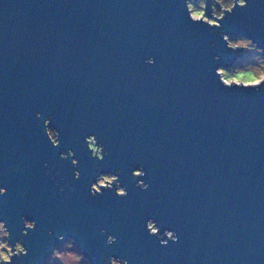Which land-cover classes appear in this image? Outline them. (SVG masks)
<instances>
[{"label":"water","instance_id":"1","mask_svg":"<svg viewBox=\"0 0 264 264\" xmlns=\"http://www.w3.org/2000/svg\"><path fill=\"white\" fill-rule=\"evenodd\" d=\"M221 24H192L183 0H0V220L13 242L21 216L36 221L12 264H44L60 235L89 264H264V88L226 90L214 75L241 56L220 32L264 48V0ZM35 112L51 115L58 147ZM92 134L103 161L86 150ZM68 149L79 180L58 158ZM117 168L127 196L91 197ZM148 218L177 242L148 236Z\"/></svg>","mask_w":264,"mask_h":264},{"label":"clouds","instance_id":"2","mask_svg":"<svg viewBox=\"0 0 264 264\" xmlns=\"http://www.w3.org/2000/svg\"><path fill=\"white\" fill-rule=\"evenodd\" d=\"M183 4L188 21L192 24L207 26L209 34H213L215 30L222 28L221 21L227 15L233 13L236 8H246L248 0H183ZM219 35L226 50L246 56L245 59H238L227 67L221 66L214 69V75L220 86L226 90L238 89L242 91H257L264 88V48L258 47L250 38L238 37L233 39L223 32H220ZM219 59V56H213L214 61H219ZM145 63L151 65L154 60L149 57ZM33 115L35 119L43 120L42 126L47 141L53 148L58 147L60 132L50 127L51 115L42 117L40 112H35ZM84 144L86 150L90 153V158L96 161H103L104 157L108 155L104 146L98 142L95 134L86 136ZM73 157L74 153L70 149L58 153V158L61 161L71 160L72 177L74 180H79L80 173L76 171L78 162ZM100 168L101 165L97 164V169ZM120 174L121 169L117 168L113 173H100L97 175L95 182L89 184V195L95 198L102 195L104 191H114L115 196L126 197V190L120 186ZM129 175L136 182L137 188L140 190L148 188V185L142 179L145 175L142 168L134 167L130 169ZM6 191V188L0 187V197L5 196ZM23 192L24 190H22V194ZM20 221L23 228L15 242H13L6 221L0 220V264H12L13 258L19 260L28 253L23 245V239L28 236L29 232L35 230L36 221L29 220L24 216L20 217ZM144 229L148 236L156 237L162 246H167L168 242L176 243L178 240L174 231L168 229L161 231L156 221L151 218L144 221ZM100 233L106 236V244L111 245L115 242L116 238L113 235L106 234L105 229H101ZM48 235H52L50 230ZM57 240L61 242L60 247H55L53 242L50 244L47 264H86L83 253L74 250L75 244L72 238L65 240L64 236L60 235ZM103 264H128V262L124 259L104 257Z\"/></svg>","mask_w":264,"mask_h":264},{"label":"rangeland","instance_id":"3","mask_svg":"<svg viewBox=\"0 0 264 264\" xmlns=\"http://www.w3.org/2000/svg\"><path fill=\"white\" fill-rule=\"evenodd\" d=\"M229 36H230V38H233V39L239 37V36H235V35H229ZM245 58H246V56L243 54V55H241L239 58H237L235 61H237L238 59H245ZM235 61H234V62H235ZM234 62H233V63H234ZM57 247H60V244H59ZM74 250L80 252V251H79L77 248H75V247H74ZM47 259H48V258H47ZM47 259H46V261L44 262V264H47ZM85 262H86V264H88L87 261H86V259H85Z\"/></svg>","mask_w":264,"mask_h":264},{"label":"flooded vegetation","instance_id":"4","mask_svg":"<svg viewBox=\"0 0 264 264\" xmlns=\"http://www.w3.org/2000/svg\"><path fill=\"white\" fill-rule=\"evenodd\" d=\"M69 238H67L66 240H68ZM61 242H59L55 247H57L59 244H60ZM75 248H77L79 251H80V249L78 248V247H76L75 246ZM81 252V251H80ZM85 258V257H84ZM86 259V258H85ZM46 261V260H45ZM86 261H87V259H86ZM87 263L89 264V262L87 261Z\"/></svg>","mask_w":264,"mask_h":264},{"label":"trees","instance_id":"5","mask_svg":"<svg viewBox=\"0 0 264 264\" xmlns=\"http://www.w3.org/2000/svg\"><path fill=\"white\" fill-rule=\"evenodd\" d=\"M241 55H243V54H241Z\"/></svg>","mask_w":264,"mask_h":264}]
</instances>
